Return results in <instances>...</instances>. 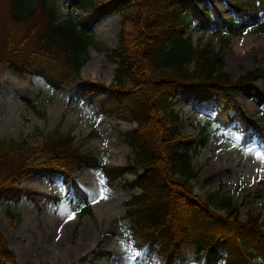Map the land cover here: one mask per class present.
Wrapping results in <instances>:
<instances>
[{
    "label": "trees",
    "instance_id": "1",
    "mask_svg": "<svg viewBox=\"0 0 264 264\" xmlns=\"http://www.w3.org/2000/svg\"><path fill=\"white\" fill-rule=\"evenodd\" d=\"M49 0H7L11 25L30 19L18 40L10 34L0 62L17 73L39 75L51 88L60 89L77 78L75 89L89 97L105 94L107 113L116 111L134 121L123 139L131 157L124 164L98 161L89 151L74 145L70 135L45 140L30 148L13 149L0 139V195L17 202L29 190L17 185L20 177L40 171L44 176L60 174L77 199L78 212L89 213L86 194L74 172L83 167L97 169L107 184L124 173L133 177L124 183L136 192L125 198L122 217L132 246L159 255L160 264H264V229L258 214L239 218V204L219 200L224 213L213 210V195L205 198L193 192L197 170L191 163L194 138L180 130L181 118L173 110V97L185 91L196 101L210 99L215 112L207 122L217 128L230 124L240 130L241 142L255 139L264 153V89L256 81L263 70L258 66L233 76L223 66L219 52L209 45H193L188 27L196 21L204 30L212 27L222 40L234 31L237 19L247 11H262L259 29H264V0H234L217 9L193 0H66L67 8L84 10L81 16L67 12L60 18ZM222 10L230 12L223 16ZM117 12L119 31L109 55L115 63L108 82L81 78L80 68L92 43V28L105 14ZM12 28V27H11ZM30 40L31 43L26 42ZM253 94L261 101L259 114L242 109L236 94ZM205 135L199 137L204 142ZM43 152L42 158L35 156ZM10 219L14 214L7 211ZM98 251L94 258L109 254ZM103 253V254H102ZM105 253V254H104ZM90 264H96L89 259ZM0 264L17 263L0 231Z\"/></svg>",
    "mask_w": 264,
    "mask_h": 264
},
{
    "label": "rangeland",
    "instance_id": "2",
    "mask_svg": "<svg viewBox=\"0 0 264 264\" xmlns=\"http://www.w3.org/2000/svg\"><path fill=\"white\" fill-rule=\"evenodd\" d=\"M231 1L234 0H213V4L221 10ZM65 2L49 0L48 5L60 18L67 12L74 16L85 13L81 9L67 8ZM193 2L198 7L210 5L209 0ZM251 3L257 5L254 0ZM261 14L258 8L248 10L237 19L234 31L222 34V40L210 26L198 29L196 21L190 24L187 33L193 45H209L217 50L223 59L222 67L233 76L253 66L262 68L256 84L264 89ZM222 15L230 16V12L222 10ZM118 21V13L111 12L94 24L93 41L80 68L81 78L103 82L111 79L115 63L109 51L117 39ZM30 22L27 19L11 25L7 0H0V55L8 34L18 40ZM235 43L242 50L235 49ZM77 82V78L68 79L62 88L53 89L41 76L17 73L0 62V139L18 149L35 147L43 139L68 134L74 145L92 152L99 162L126 163L132 154L123 132L134 127V121L123 118L116 111L107 113L102 105L107 95L89 97L75 89ZM235 98L247 113L259 114L262 103L255 95L240 92ZM173 100V110L181 118V132L194 138L190 149L191 163L197 170L193 192L203 198L212 193L211 207L219 213L225 212V207L218 205L219 200L228 197L230 204H239L240 219L248 213L258 214L264 229V153L261 146L254 138L242 143L241 131L231 124L217 128L215 123L207 122L215 112L212 100L196 101L181 89ZM203 134L205 139L200 144L198 139ZM44 155L43 152L35 154L38 158ZM74 175L86 194L89 213L78 212L77 199L58 173L44 176L37 171L20 177L17 185L27 188L30 197L22 195L17 202L0 195V231L8 248L14 252L16 262L90 264L89 259H94L96 264H160L159 255L149 253L144 245L135 249L125 232L124 200L137 188L130 189L124 180L129 181L133 176L124 173L116 182L107 184L103 175L91 167H83ZM102 194L106 198H102ZM7 211L14 214L11 219ZM69 216L73 218L68 219ZM66 221L68 224L61 235L58 227ZM100 250L109 254L95 259V253ZM215 264H222V260Z\"/></svg>",
    "mask_w": 264,
    "mask_h": 264
},
{
    "label": "bare ground",
    "instance_id": "3",
    "mask_svg": "<svg viewBox=\"0 0 264 264\" xmlns=\"http://www.w3.org/2000/svg\"><path fill=\"white\" fill-rule=\"evenodd\" d=\"M250 40V39H249ZM238 42V41H237ZM234 48L235 49H240V50H242L238 45H237V43H235L234 44ZM90 62V61H89ZM86 66V65H85ZM88 66V65H87ZM94 69V68H93ZM89 71V70H88ZM94 71V70H93ZM68 224V221H66L65 223H61L60 225H59V227H58V233H60L61 235H63L64 234V231H65V227H66V225ZM102 252V251H101ZM103 254V253H102ZM105 254V253H104Z\"/></svg>",
    "mask_w": 264,
    "mask_h": 264
},
{
    "label": "snow or ice",
    "instance_id": "4",
    "mask_svg": "<svg viewBox=\"0 0 264 264\" xmlns=\"http://www.w3.org/2000/svg\"><path fill=\"white\" fill-rule=\"evenodd\" d=\"M102 198H106V197H103V194H102ZM73 217L72 216H69L68 219H72Z\"/></svg>",
    "mask_w": 264,
    "mask_h": 264
}]
</instances>
